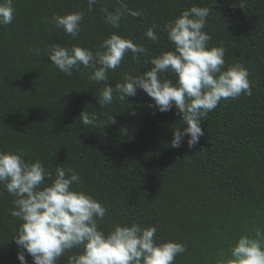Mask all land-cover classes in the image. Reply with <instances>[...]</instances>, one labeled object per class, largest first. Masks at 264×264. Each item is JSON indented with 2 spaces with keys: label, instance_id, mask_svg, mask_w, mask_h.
Returning a JSON list of instances; mask_svg holds the SVG:
<instances>
[{
  "label": "trees",
  "instance_id": "obj_1",
  "mask_svg": "<svg viewBox=\"0 0 264 264\" xmlns=\"http://www.w3.org/2000/svg\"><path fill=\"white\" fill-rule=\"evenodd\" d=\"M124 2L142 15L126 12L116 29L105 22L103 9L114 11L118 0H100L91 11L88 0H14L13 23L0 26V149L20 151L50 170L60 165L77 171L76 189L107 209L99 222L105 232L117 224L155 225L162 241L187 245L175 264H215L220 250L228 253L241 234L264 231V0H243L244 7L241 0ZM193 5L211 10L204 29L212 37L209 46L225 48L226 66L239 63L249 71L252 95L221 101L202 118L204 135L192 148L189 137L171 146L174 129L187 127L175 106L160 112L138 90L100 108L104 82L90 81L83 68L68 76L47 55L53 44L95 52L113 32L142 44L145 53L133 59L128 52L109 72L107 83L115 87L125 73L142 75L153 67L146 61L172 48L164 26ZM76 11L85 15L79 37L72 38L52 16ZM153 25H159L157 43L144 35ZM84 110L105 126H85L79 119ZM111 116L114 123L107 122ZM14 199L0 185V264H21L12 238L21 223L10 215Z\"/></svg>",
  "mask_w": 264,
  "mask_h": 264
},
{
  "label": "clouds",
  "instance_id": "obj_2",
  "mask_svg": "<svg viewBox=\"0 0 264 264\" xmlns=\"http://www.w3.org/2000/svg\"><path fill=\"white\" fill-rule=\"evenodd\" d=\"M100 0H88V11ZM120 7L114 11L103 9L104 19L118 29L125 13L141 16L138 11L118 0ZM244 7L243 0L240 3ZM208 7L191 6L164 26L167 39L172 45L145 62L153 65L142 75L125 73L115 87L109 86V72H115L128 52L133 59L146 52L142 44L113 32L99 48L92 49L72 44L70 47L53 44L47 51L51 63L68 76L81 68L89 70L88 79L104 82L99 89L97 102L100 108L113 104L118 98L125 101L143 90L154 103L150 107L160 112L175 106L182 114L187 127L173 131L171 146L178 148L189 137V148L194 147L204 135L202 118L221 101L252 95L249 71L241 64L226 66L225 48L209 46L211 35L204 31L210 15ZM14 0H0V26L13 23ZM83 11L65 15L53 14L57 28L72 38H78L84 20ZM159 25L148 28L144 35L157 43ZM39 54V49H32ZM175 77V82L168 75ZM79 119L85 126L99 127L105 123L94 113L82 111ZM115 122L113 116L108 120ZM106 122V123H107ZM81 176L73 168L45 167L40 160L28 161L22 152L0 149V185L15 197L10 215L21 223L12 238L20 249L18 259L28 264L25 250L33 258V264H58L66 252H73L67 264H175L178 256L185 253L187 245L175 240L162 241L157 237V227H142L137 223L117 224L105 232L99 226L106 216L105 206L91 194L79 191ZM215 264H264V231L255 228L241 234L230 245L229 252L218 253Z\"/></svg>",
  "mask_w": 264,
  "mask_h": 264
}]
</instances>
